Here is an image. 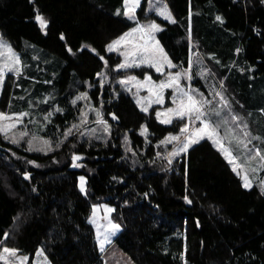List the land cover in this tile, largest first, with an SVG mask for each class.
<instances>
[{"label": "trees", "instance_id": "trees-1", "mask_svg": "<svg viewBox=\"0 0 264 264\" xmlns=\"http://www.w3.org/2000/svg\"><path fill=\"white\" fill-rule=\"evenodd\" d=\"M148 1L142 0L138 16L162 25L158 37L175 62H190L191 18L202 48L254 65L256 82L264 85V0H165L176 17L172 22L147 12ZM123 6L124 0H0L3 37L23 58L32 55L31 47L50 57L54 86H36L45 92L51 87L64 109L55 114L53 126L64 128L74 119L71 98L88 82L97 83L91 94L104 98L106 112L120 117L109 139L70 136L43 153L0 131V249L17 248L29 255L28 264L40 247L52 264H121L126 259L129 264H264L261 188L245 187L210 138L170 161L159 142L179 124L161 122L154 108L141 110L119 84H98L106 62L112 78L123 74L114 68L121 56L107 50L137 24L120 12ZM133 71L159 76L152 67ZM14 87L7 78L3 110L14 102ZM75 154L82 156L79 167L72 166ZM101 201L113 207L121 226L104 251L92 221L93 207ZM113 244L118 247L113 262L109 255L106 262L105 251Z\"/></svg>", "mask_w": 264, "mask_h": 264}, {"label": "rangeland", "instance_id": "rangeland-1", "mask_svg": "<svg viewBox=\"0 0 264 264\" xmlns=\"http://www.w3.org/2000/svg\"><path fill=\"white\" fill-rule=\"evenodd\" d=\"M141 3L142 0L139 5H134V0H128L126 4L124 0V6L120 12L131 20L137 21V24L107 45L108 52H115L121 56L120 62L114 68L115 71H122L123 74L112 78L106 62L97 74L98 84H101V88L108 83L113 86L119 84L121 89L133 96L141 110L147 109L145 112H149L154 108L156 115L161 114L157 116L161 122L170 119L171 123L179 124L177 132L167 134L159 142L167 158L172 162L184 152L180 151V148L188 134L203 125L200 120H195L194 114L191 118L181 119L174 112L167 110H175L181 100L187 103L184 92L194 96L198 101H210L211 103L202 105V111L205 113L203 119L209 123L210 127L207 132L200 134L203 138L197 136L192 138L198 139V142L204 138H210L226 155L229 162L232 161L230 164L242 178L243 184L247 183L248 187L257 184L264 193V160L260 158V155H264V85L258 86L254 65L238 62L237 57L234 58L230 53L228 55L213 49L202 48L193 35L194 27L191 18L188 22L187 36L191 46L190 62L187 66L175 62L158 37L162 25L152 18H139L138 9ZM161 9H166L171 14V20L160 15ZM147 12H155L171 22L176 21L174 13L165 0H149ZM152 24L158 25L160 30H152L150 28ZM116 41H120L119 44H114ZM0 44L11 48L9 52L7 47H0V99L7 78H12V84L16 86L14 87L16 96L10 109L3 110L0 107V114L8 117V119H0V129H3L0 131L7 139L17 144L24 142L29 150L43 153L52 151L55 146L70 136L106 140L117 131L115 122L106 112L104 98L98 97L96 100L91 94L92 88L97 83L90 82L85 90L77 92L71 98V103L76 107L74 119L63 126L64 128L53 126L55 114L64 109L59 105L51 87L45 92V90H38L36 86L39 83L53 85L55 73L49 71L47 64L51 62L48 60L50 57L44 54V51L31 47L32 55L23 58L20 51L15 49L1 33ZM109 45H113L112 50H109ZM236 52L238 56L240 50L237 48ZM121 64H127L128 67L120 68ZM151 67L159 74L158 78H155L151 72L146 71V74L141 76L133 71L136 68ZM157 68L160 71H157ZM47 72L52 77L44 78ZM177 74H179V80L172 81L171 78ZM131 77L135 79H130ZM162 82L164 84L172 82L173 86L161 89L158 85ZM158 99L162 102L157 103ZM224 101H227V107ZM185 124H188V133L180 131ZM212 129H215L217 134H213ZM141 131L146 134V127L143 126ZM47 132L56 134V140L47 135ZM245 132L248 133L247 136L244 135ZM173 136H178L180 139L171 140L170 137ZM237 140L243 141L247 148L238 145ZM194 144H190L189 147ZM257 149L260 155L256 154ZM177 152L179 154L175 155L174 153ZM229 152L231 155H228ZM73 160L72 166H81L80 154H75ZM82 178L80 186L83 184L82 190H85L86 178ZM93 208L92 221L97 231L98 242L104 251L121 230V226L114 220L113 207L107 202H98ZM112 225H119V228H113ZM6 248L14 250L15 254L5 252ZM117 248L113 244L105 251L106 262L108 255L109 261L113 262L111 257L115 256ZM48 259L45 251L40 247L32 264H52ZM28 261L29 255L20 252L17 248L7 245L0 249V264H28ZM129 262L126 259L121 264H129Z\"/></svg>", "mask_w": 264, "mask_h": 264}, {"label": "snow or ice", "instance_id": "snow-or-ice-1", "mask_svg": "<svg viewBox=\"0 0 264 264\" xmlns=\"http://www.w3.org/2000/svg\"><path fill=\"white\" fill-rule=\"evenodd\" d=\"M125 3L127 4L128 0H125ZM139 3H140V0H134V5H139ZM160 15L166 16L167 19L171 20V14L169 12H167L166 9H161ZM217 19H220V18L217 17ZM36 20L40 22L41 27H45L47 25V21H45L44 18L39 14L36 16ZM150 28L152 30H155V31L160 30L158 25H156V24L150 25ZM126 35H128V34H126ZM121 39H123V37ZM119 42L120 41H116V42H114V44H119ZM0 47H7L8 51L11 52V48L7 45L0 44ZM112 49H113V45H109V50H112ZM16 62L18 63V58H17ZM169 66H171L170 62H169ZM119 67L125 68V67H128V65L127 64H121ZM157 71H160V69L157 68ZM185 75H187V74L185 73ZM130 79H135V77H131ZM149 79H150V77H149ZM171 80L172 81H178L179 80V74H177V76L171 78ZM172 86H173L172 82H169L168 84H164L162 82L160 85H158V87L161 89L164 87H172ZM183 95L187 97V103H185V101L181 100L180 105L175 110L168 109L167 111L168 112H174L175 115L181 119H183L185 117L191 118L192 115L194 114L195 120H200L202 122V125H203L202 127L195 129L194 132L188 134V137L183 142V144L180 148V151L186 152L187 148L189 147L190 144L198 143V139H193L192 137L197 136L199 138H203L202 136H200V134L207 132V130L209 129V127H210L209 123L205 119H203L205 117V113L202 111V105H203V103H211V102L210 101H198L195 99L194 96L189 95L187 92H184ZM217 95H219V94H217ZM221 100H223V97H221ZM161 102H162L161 100H159V99L157 100V103H161ZM224 105H225V107H227V101H224ZM144 111H147V109H144ZM160 115H161L160 113H157V116H160ZM0 119H8V117H5L3 114H0ZM233 119H238V117H233ZM171 122L172 121L170 119L163 121V123H171ZM225 123H227V122L225 121ZM0 130H3V129H0ZM180 131L182 133H188V124H185V126ZM212 132H213V134H217L215 129H212ZM244 135L247 136L248 133L245 132ZM170 139L171 140H179L180 138L178 136H173V137H170ZM236 143L238 145H242L244 148H247V145L244 144L243 141L237 140ZM174 154L178 155L179 153L177 152ZM256 154L260 155V152L258 149L256 150ZM228 155H231V153L229 152ZM78 158L79 157H77V159ZM260 158H261V160H264V155H260ZM231 162L232 161H230V163ZM81 180L83 181V178H81ZM244 186L248 187L249 185L246 183ZM81 187H83V184H81ZM109 211H111V209H109ZM112 227L113 228H119V225H112ZM4 251L5 252H12V254H15L14 250H10L7 248L4 249Z\"/></svg>", "mask_w": 264, "mask_h": 264}, {"label": "water", "instance_id": "water-1", "mask_svg": "<svg viewBox=\"0 0 264 264\" xmlns=\"http://www.w3.org/2000/svg\"><path fill=\"white\" fill-rule=\"evenodd\" d=\"M109 117L111 118V120L115 123H120V117L115 113V112H111L109 114Z\"/></svg>", "mask_w": 264, "mask_h": 264}]
</instances>
